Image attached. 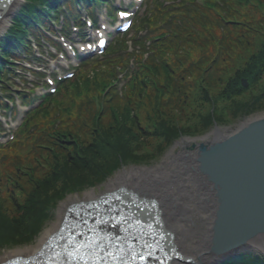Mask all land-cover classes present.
Returning a JSON list of instances; mask_svg holds the SVG:
<instances>
[{
  "label": "trees",
  "instance_id": "16d2710c",
  "mask_svg": "<svg viewBox=\"0 0 264 264\" xmlns=\"http://www.w3.org/2000/svg\"><path fill=\"white\" fill-rule=\"evenodd\" d=\"M28 1L1 42L6 57L13 46L26 45L29 31H36V23L60 0ZM156 50L122 94L114 85L103 91L115 82L110 69L106 80L97 77L98 71L84 82L76 79L61 91L57 106L34 117L43 120L39 126L34 123L33 132L25 127L20 136L26 137L16 149L0 154V250L33 242L68 194L101 184L127 164L151 163L150 154L141 153L142 138L155 133L163 138L151 153L155 160L178 138L201 135L214 121L227 123H222L217 102L228 103L247 92L242 79L255 85L264 76V0L196 4ZM4 64L0 58V77ZM227 70L233 75L227 77ZM219 86L213 97L210 89ZM263 93L238 108L225 105L223 112L243 117L261 112ZM191 100L209 107L199 112L203 129L194 132L168 119L186 110ZM74 111V117H62ZM165 115L166 121H160ZM223 264H264V257L247 253Z\"/></svg>",
  "mask_w": 264,
  "mask_h": 264
},
{
  "label": "bare ground",
  "instance_id": "6f19581e",
  "mask_svg": "<svg viewBox=\"0 0 264 264\" xmlns=\"http://www.w3.org/2000/svg\"><path fill=\"white\" fill-rule=\"evenodd\" d=\"M21 2L4 0L5 10L0 20V32L4 31L12 12ZM220 132L224 131L218 129L202 138L201 142L212 139ZM194 142L191 139H183L175 145L168 155V159H172L169 172L162 171L166 162L153 168L126 170L110 180L102 195L97 196L92 191L86 194L83 200L76 199L70 204L65 202L58 222L45 231L33 253L28 250L11 251L0 258V264L22 261L23 257L40 252L51 238L61 232L73 209L100 204L106 201L109 195L122 197L125 202L135 204L136 208L154 205L155 215L169 232L170 251L179 256L172 258L170 264H213L216 258L207 251L212 235L214 205L210 190L205 185L206 181L195 171V154L187 151V147ZM177 148H180V152L175 154ZM69 201H73V198ZM262 242L264 243V235L249 243L252 245Z\"/></svg>",
  "mask_w": 264,
  "mask_h": 264
},
{
  "label": "water",
  "instance_id": "95a60500",
  "mask_svg": "<svg viewBox=\"0 0 264 264\" xmlns=\"http://www.w3.org/2000/svg\"><path fill=\"white\" fill-rule=\"evenodd\" d=\"M188 149L213 198L211 252L243 251L264 235V117Z\"/></svg>",
  "mask_w": 264,
  "mask_h": 264
},
{
  "label": "rangeland",
  "instance_id": "374dc122",
  "mask_svg": "<svg viewBox=\"0 0 264 264\" xmlns=\"http://www.w3.org/2000/svg\"><path fill=\"white\" fill-rule=\"evenodd\" d=\"M21 4L18 5V7L12 12L10 18L8 19V22L6 24V27L4 28V31L0 32V39L3 37V35L5 34V32L8 30V28L10 27V22L11 19L17 14V12L21 9V7L24 4V0H21ZM230 63H228L227 65H229ZM234 65V64H233ZM241 67V66H239ZM234 68H236V66H234ZM233 75V72H230L229 70L226 71V76H231ZM248 86L249 89L247 92H245L244 94L234 98L233 100H230L228 103H221V101L217 102L216 104V109L217 111L221 114L222 118L224 119L222 123L224 124H219L216 121L213 122L212 126L210 127V129H208L206 132H204L201 135H197V136H192V137H200L206 134L211 133L212 131H214V126L219 125L220 128L225 129V127H232V129L236 128L246 117H243L242 114L240 113L238 116L236 115H232L230 112L229 113H224L222 107L223 106H227L230 108H238L241 107L243 105H245L247 103L248 100L252 99L254 96L259 95L263 90H264V76L263 78L258 81L257 84L252 85L250 83V81H248ZM222 89L221 86L217 87V88H213L210 89V94L214 97L215 95H217V93ZM264 95V93H263ZM261 102H264V98L261 99ZM209 107L205 104H201L198 102H194L193 100L190 101L189 103V107L184 110L181 114L180 113H174L169 115L171 119V121L175 124L177 123H181L183 125V127H185L186 131L189 132H194V131H198L203 129V122H202V118L199 116V112H203L208 110ZM75 112V111H74ZM74 112L72 113L73 116ZM211 112H214V107L213 109H211ZM262 113V114H261ZM258 114L264 115V110H262L261 112H259ZM64 117L68 116V115H63ZM236 116V117H235ZM160 121L165 122L166 121V115L163 116ZM143 125L145 124V121L141 122ZM149 124V123H147ZM157 134V133H155ZM152 135V136H146L145 138L141 139V153L145 154V153H149L150 154V159L153 160L151 153H153V151H157L162 145H163V138L160 135ZM185 136H189V135H185ZM183 139H186V137H180L178 138L176 141H174L170 146H166V150L163 152V154L159 157H157L155 160H151L150 162H147V164H142V165H136V164H127L123 167H119L118 169H116L113 173L112 176L107 179L106 181L102 182V184H97L95 186H90L85 188L84 190L79 191L76 194H68L62 201L58 202L57 207L54 209V211L52 212V216L51 219L46 222L44 224V227L42 229V231L39 233V235L34 239L33 242L31 243H27L24 245H18L15 247H11V248H6V249H1L0 250V258L6 256L8 253H10L11 251H25L28 250L30 252L33 253V251L35 250V248L38 246L40 239L42 238V236L44 235L45 231L47 229H50L52 226H54L57 222H58V218H59V214L62 210V205L68 201V203H73L74 201L77 200H83L85 199V195L94 191L95 194L97 196H100L102 193H105V191L107 190V184L110 182V180L117 178L122 172L126 171V170H131V169H143V168H153V167H157L162 165L163 163H167L164 167V169L162 171L165 172H169L170 171V167H171V163H172V159H168V155L171 153V151L173 150L174 146L182 141ZM134 146L137 145L133 144ZM180 152V148H177L174 153L177 154ZM21 153V152H20ZM140 157H142L143 155L140 154ZM168 165V166H167ZM200 176V174H198ZM70 198H73V201H69ZM213 200V198H212ZM68 204V205H69ZM208 253H210L209 251H207ZM240 252H249V253H253V254H257V255H263L264 256V246L263 243L260 244H252L249 245V247L247 249H244L243 251ZM211 254V253H210ZM212 255V254H211ZM224 259H215V261L213 262V264H220L221 262H223Z\"/></svg>",
  "mask_w": 264,
  "mask_h": 264
}]
</instances>
